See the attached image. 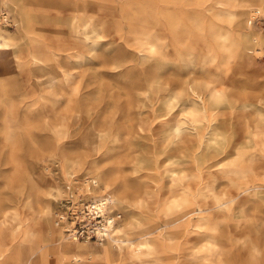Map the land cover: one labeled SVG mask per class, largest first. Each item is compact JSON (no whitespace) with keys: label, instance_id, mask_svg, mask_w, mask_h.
Listing matches in <instances>:
<instances>
[{"label":"bare ground","instance_id":"6f19581e","mask_svg":"<svg viewBox=\"0 0 264 264\" xmlns=\"http://www.w3.org/2000/svg\"><path fill=\"white\" fill-rule=\"evenodd\" d=\"M11 1L17 8L15 21L33 45L20 66L37 69L38 76L43 73V65L61 51L67 52L61 57L76 56L81 60L85 53L96 51L99 56L118 60L120 65L127 56L141 53L153 61L150 66L154 73L140 76H145V84L156 100L138 104L105 102L94 109L91 105L75 106L68 98L63 106L49 107L56 119L61 117L66 120L64 123L72 119L78 125L75 129L87 123L91 139L97 136L104 143L124 140L127 144V148L114 153L107 146L103 157L91 162L81 156H64L61 161L64 175L71 178L66 184L76 180L72 171L87 169L97 183L93 188L84 184V188L101 202L100 210L118 207L125 213L113 224L103 248V262L98 263L97 257L66 256L62 249L64 229L57 224L55 210L51 212L49 203V196L58 195L61 190L53 180L42 185L29 176L33 159L47 152L37 143L36 130L38 117L46 115L47 108L42 112L17 89L1 90L0 139L7 142L13 169V178L11 174L4 178L12 182L25 173L30 189L25 201L10 196L0 201V264H45L48 259L44 253L29 256L38 239L35 234L29 239L32 230L18 209L23 202L27 206L35 204L34 211L42 225L40 240H52L58 249L55 264H264V107L260 106L264 98L259 94L251 96L247 87L240 88L231 108L242 111V118L221 119L219 104L228 97L227 89L218 82L197 83L191 69L195 61L186 39L191 30L203 32L201 16L180 9V0H163L162 13L155 15L147 4L141 3L143 8L134 9L139 15L131 18L137 23L131 24L128 36L112 35L108 40L121 38L135 49L115 47L106 52L103 46L109 42L103 43L100 38L109 34L114 22L112 15L102 12L105 0H82L79 14L68 23L72 43L66 41L62 23H57L56 47L23 0ZM219 3L222 6L216 5ZM252 7L264 13V0H214L208 6L216 23L210 27L214 41L205 62L225 56L234 57L247 67L255 64L251 53H263L264 35L260 34L261 29L248 25ZM0 20L5 23L8 17L2 15ZM11 38L0 25V69L6 75L14 73L9 70L16 66L11 54L16 56L20 50V44ZM170 47L175 51L174 57ZM145 59L141 61L143 66ZM174 61L178 67L176 79H164L163 74L156 73ZM253 71L257 75L260 69ZM62 107L67 113L59 116ZM249 109L258 117H248ZM46 128L58 134L55 123ZM127 168L130 174L126 173ZM8 199L14 204L8 205ZM122 231L125 237H114ZM68 238L77 246L82 245L80 239Z\"/></svg>","mask_w":264,"mask_h":264},{"label":"rangeland","instance_id":"374dc122","mask_svg":"<svg viewBox=\"0 0 264 264\" xmlns=\"http://www.w3.org/2000/svg\"><path fill=\"white\" fill-rule=\"evenodd\" d=\"M23 2L26 9L44 25L49 41L52 42V46L56 47L59 45L54 38V30H56L55 25L57 23H62L64 33L66 34V41L72 43V38L68 35L70 34L68 23L79 14L78 8L81 7L82 0H23ZM180 2L183 3V5H180V9L187 13L199 14L204 25L203 32L191 30V32H188L186 39V42H189L187 44L190 46V50L193 51L191 57L195 61V65L191 67V69L193 70L195 81L197 83L208 81L210 85L218 82L219 86L225 87L228 91V97L226 96L223 102L219 104V108H221L223 112L220 117L221 119L228 120L241 119L243 116L242 111L235 109V107L231 108V104L234 101L233 98L235 94L240 91V88L244 87H247V89L251 91V96L259 94L264 98V60L259 58V55L251 53L255 58V64L252 67H247L234 57L227 59L225 56L224 58L219 57L215 60L205 62V58L209 52L208 48L214 41L210 27L211 24L216 22H214L211 17L212 10L208 8L214 0H200L198 2L195 0H180ZM141 3H143L142 6L147 4L154 15L161 12L164 6L163 0H114L113 4L105 0L102 4V12L106 16H109V14L112 15V21L114 23L110 28L111 30L108 32L109 34L107 33V36L100 38L101 42L104 43L108 41L111 39L112 35L116 37H119V34L128 36L127 33L131 24L134 25V23H137L135 19L131 20V18L139 15L138 12H134V9L137 7L143 8L140 5ZM216 5L222 6L220 3ZM85 9L89 10V7ZM249 9H247L246 12H248ZM2 15L7 16L8 21L2 23L0 20L1 27L5 32L10 34L13 41L20 44V50L16 56L11 54L16 65L9 69L11 71L13 70L12 72L14 73L12 75H6L7 73L0 69V93L4 88L8 89V91L17 89L20 95L25 96L26 101H34V105L41 111H44L46 108V111L48 110L46 115L38 117L39 124L36 129L37 143L47 148V152L45 155L41 156V154L33 159V166L29 170V176L33 177L36 182L42 185L47 182V180H53L57 183L61 193L58 195L54 193V195L49 196L50 210L52 212L55 210L59 200L66 193L65 184L71 179L66 178L61 168V161L64 156L71 159H76L78 156H81L83 160L91 162V160L95 158L101 159L107 146L110 147L109 150L113 149L112 152L114 153L127 148V144L124 140H120L118 143L115 141L104 143L105 141H101L97 136L95 139H91L92 136L88 132L87 123L75 129L78 125L73 123L72 119H67V123H64L66 120L61 119V117L56 119V116L52 115L53 109L51 110L49 107L52 104L63 106L67 103L68 98L73 101L75 106L79 104L91 105L94 106V109L105 102L126 104L132 101V103L138 104L143 100L146 102H150L149 99L152 101V98L156 100L154 94L149 91L148 85L145 84V76H143L142 79L140 76V74L150 76L152 72L154 73L153 67L150 66V63L153 61L145 59L141 56V53H137L136 56H127V58H125L126 60H121L120 62H122L123 65H120L118 64V60L114 61L108 59V57L104 58L99 56V53L96 51L85 53L84 59L82 60L76 56H71L68 59L61 57V53H67L61 51L60 54H56L53 60L43 65V69L40 70L43 73L36 76L37 69L33 68V70L30 69L29 66H20L19 64L28 58V50H31L33 45L30 43L29 39L27 40L23 35V32L15 21L17 8L11 0H0V17H2ZM246 16L247 13L244 18H246ZM255 27L261 29L260 31H262V33L260 34L264 35V25ZM26 40L28 42H26ZM108 42L109 43L103 46L106 52H110L115 47H122L125 51H132L135 49L131 43H127L121 38ZM130 42H132V40ZM170 50L172 57H174L175 51L172 47H170ZM71 51L73 52L74 50L71 49ZM262 52L263 53L260 55L264 54V48ZM143 59H145L143 63L144 66L141 63ZM175 64L176 62L174 61L172 66L168 65L162 69H157L156 73L163 74L164 79H176L178 67ZM203 64L206 65L203 66ZM257 68L260 69V72L257 75L253 74V70ZM65 74H67L68 79H65ZM51 79H55L56 81L50 82L49 80ZM250 82L252 86L247 85ZM143 94H147V97ZM138 96L141 97L140 100ZM19 98L20 97H17L18 100H20ZM251 101L253 100L251 99ZM254 102L256 103L257 100L255 99ZM260 106L264 107V102L263 104L260 103ZM176 108L177 106H175V109ZM60 110L59 116H63L67 113L63 107L60 108ZM246 112H248V117L251 119L258 117L254 110L251 111L249 109ZM54 123L59 130L58 134L46 128V125H53ZM136 138H139L144 143L148 142L144 138ZM7 150V142L0 139V201H4L8 196L17 199L21 198V200L25 201L28 194L27 192L30 189L28 175L22 173V178H20V180L14 178L12 182H8L4 178V175L10 174L13 178V169L8 158ZM131 158L132 156L128 157V159ZM88 164L89 163H87V165ZM124 164L126 166L130 165L125 161ZM144 171L145 170H142V172ZM126 173L130 174V169L127 168ZM71 176L78 182H81L80 177L93 178L92 173L87 171V169L78 172L72 171ZM19 189H23L22 194L19 193ZM83 190H85L84 185ZM6 203L8 205L14 204V202L9 199ZM35 207V204L27 206L24 202L18 205L22 217L26 219L25 222L29 223L32 230L29 239L31 240L34 234L36 240L38 239L36 242H33L35 248L30 251L29 256L32 257L34 254L37 256L44 253L43 255L48 258L47 261L45 260V264H55L54 256L58 254V249H56L52 240L45 238L43 241L40 240L42 239V237L40 238L42 225L36 217L34 211ZM105 213L119 214L120 218L118 221L124 218L125 215L118 207H109L105 210ZM129 231L131 232V230ZM119 234L120 235H115L114 237L122 238L126 236L123 231ZM63 235V243L65 246H63L62 249L69 259L76 256L86 259L92 256L97 257L98 263L103 262V248L108 237L102 239L98 237L80 239L83 241L81 242L82 245L77 246L67 237L64 230ZM86 240H89V242H85ZM29 242L28 240L25 243L28 244ZM102 242H104V244H102Z\"/></svg>","mask_w":264,"mask_h":264},{"label":"built area","instance_id":"2783aa9c","mask_svg":"<svg viewBox=\"0 0 264 264\" xmlns=\"http://www.w3.org/2000/svg\"><path fill=\"white\" fill-rule=\"evenodd\" d=\"M255 8H252L248 16V25L263 26L264 13ZM259 58L264 60V54L259 55ZM83 178L80 177L79 183L75 180L65 184L66 193L55 207L56 222L63 227L65 234L70 238H105L112 233V226L116 224L120 215L107 214L105 210L104 212L100 210L101 202L95 201L90 193L83 190L84 184L88 183L90 187H94L97 181L91 177Z\"/></svg>","mask_w":264,"mask_h":264}]
</instances>
